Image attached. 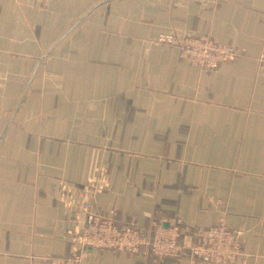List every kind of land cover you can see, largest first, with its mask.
I'll list each match as a JSON object with an SVG mask.
<instances>
[{"label": "crops", "instance_id": "crops-1", "mask_svg": "<svg viewBox=\"0 0 264 264\" xmlns=\"http://www.w3.org/2000/svg\"><path fill=\"white\" fill-rule=\"evenodd\" d=\"M166 35L241 56L194 66ZM262 51L264 0H0V264L71 256L85 199L122 229L179 222L181 241L225 222L264 264ZM84 264L190 262L144 247Z\"/></svg>", "mask_w": 264, "mask_h": 264}, {"label": "built area", "instance_id": "built-area-1", "mask_svg": "<svg viewBox=\"0 0 264 264\" xmlns=\"http://www.w3.org/2000/svg\"><path fill=\"white\" fill-rule=\"evenodd\" d=\"M160 44L176 47L180 57L187 63L215 70L224 63L236 60L241 54L232 46L211 38L187 36L178 40L175 36H161ZM258 75L264 80V51L257 58ZM99 182V186L96 184ZM107 172L101 170L87 186L88 198L94 192L107 188ZM68 206L74 201L65 200ZM86 214L85 225L75 226L66 238L72 245L69 257L46 254L35 258L34 264H84L91 250H110L137 254L147 248L161 260L182 261L190 264H247L244 254L245 238L242 231L230 229L225 222L201 230L198 241H181L190 234V229L176 222L168 227L156 225L150 230H141L135 222L120 228L113 219L93 214L89 199L80 206Z\"/></svg>", "mask_w": 264, "mask_h": 264}]
</instances>
